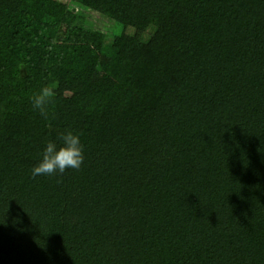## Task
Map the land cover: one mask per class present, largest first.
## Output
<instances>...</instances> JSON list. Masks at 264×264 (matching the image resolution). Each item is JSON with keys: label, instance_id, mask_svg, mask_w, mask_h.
Segmentation results:
<instances>
[{"label": "trees", "instance_id": "1", "mask_svg": "<svg viewBox=\"0 0 264 264\" xmlns=\"http://www.w3.org/2000/svg\"><path fill=\"white\" fill-rule=\"evenodd\" d=\"M0 264H264V0H0Z\"/></svg>", "mask_w": 264, "mask_h": 264}, {"label": "clouds", "instance_id": "2", "mask_svg": "<svg viewBox=\"0 0 264 264\" xmlns=\"http://www.w3.org/2000/svg\"><path fill=\"white\" fill-rule=\"evenodd\" d=\"M31 107L40 115L47 117L50 107L56 99L55 91L42 86L30 97ZM85 152L81 137L72 128L59 132L55 139L44 142L38 162L31 168V175L57 176L67 170H78L84 163Z\"/></svg>", "mask_w": 264, "mask_h": 264}, {"label": "rangeland", "instance_id": "3", "mask_svg": "<svg viewBox=\"0 0 264 264\" xmlns=\"http://www.w3.org/2000/svg\"><path fill=\"white\" fill-rule=\"evenodd\" d=\"M100 26L102 29H104L108 35V39L111 40L113 38V35L115 34H121L122 32L126 31L129 34H134L135 29L133 27H128L125 29V27L116 21L111 20L108 17L100 16L99 18ZM145 38H148V33H145Z\"/></svg>", "mask_w": 264, "mask_h": 264}]
</instances>
